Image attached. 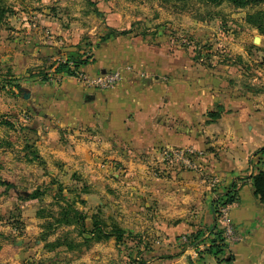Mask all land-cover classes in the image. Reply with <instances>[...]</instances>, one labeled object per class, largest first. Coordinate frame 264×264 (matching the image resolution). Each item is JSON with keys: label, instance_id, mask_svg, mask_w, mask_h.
Returning a JSON list of instances; mask_svg holds the SVG:
<instances>
[{"label": "rangeland", "instance_id": "rangeland-1", "mask_svg": "<svg viewBox=\"0 0 264 264\" xmlns=\"http://www.w3.org/2000/svg\"><path fill=\"white\" fill-rule=\"evenodd\" d=\"M0 8L5 11L0 27V41L5 40L9 44L20 43L21 57L27 55L23 52L30 53L24 63L29 67L25 70L26 77L27 74L35 75L39 80L46 76V81L51 83L48 79L50 67L64 57L56 53H63V49L76 45L69 43L78 41L79 51H86L85 55L90 59L92 53L89 47L101 43L100 38L106 36L112 28L116 31H130L124 36L114 37L115 40H126L122 45L124 51L121 49V53L129 48L125 45L127 41L131 44L138 41L146 49L156 51V63L160 65L148 76L143 70L140 71L143 73L142 77H150L147 78L148 81L155 80L154 75L164 83L181 79L188 81L190 89H195L197 95L202 89H207L210 95H218V99L212 102L204 100L208 97L207 93L200 95L203 99H195L196 106L190 121L185 124L179 120L178 125L182 132L195 131L194 143L184 146H158L149 149L150 153H145L143 147L133 142L123 141L122 138L111 142L100 135V140L107 141L109 148H105L101 142L98 158L91 162L80 160L76 166L63 167L64 164L53 162L45 165L46 162L40 164L41 161L27 163L17 158L20 154L16 156L13 151L20 148V136L23 135L8 125L0 127V134H5L6 141L10 144L4 151L1 148L0 181L6 179L11 184V181L17 180L14 171H25L20 182L25 185L20 187L29 189L30 194L36 192L33 187L37 185V188L44 190V195L41 194L37 202L26 204L22 198L13 199V191L8 187L4 188L0 183V227L2 229L9 226L12 229L10 235L7 234L10 238L6 239L0 235V250L5 240L12 244L11 236L20 239L30 235L27 236L28 244L20 247L26 251L34 248L32 242L37 239L42 242V249H45V243L56 241L60 245L51 249L54 255L41 260L46 259V263L43 261L45 264H65L66 259L72 260L96 243L106 242L104 247L107 250L99 253V258L102 259L100 261L105 262L100 264H137L136 262L146 259L142 247L150 245L148 241L141 240V231L145 227L143 222L148 219L154 223V219L159 215H165L166 205L171 203L167 185L174 184L179 188L176 193L180 199L178 202L173 200L172 206L179 205L180 212L188 215L187 210L191 209V203L183 204L182 199L185 197H189V201L194 199L197 203L202 200L205 207L207 196L212 198V206L215 205V200H224L220 191L227 182L214 171H253L256 174L264 169V162L256 156L261 151H251L246 161L239 160L238 151L235 152L230 148L231 144H225V141L219 139L224 130L231 140L235 137L234 133L225 128L231 115H224L225 118L221 120L225 111L224 101L234 108L243 98L251 99L264 83V53L253 48L260 44L254 42L255 37L260 41L264 40V35H260L246 22L247 14L264 10V3L237 8L229 1L211 4L202 0H0ZM29 42L32 47L27 50ZM120 45L117 44L114 53L119 52ZM9 55L11 60L7 59L11 62L14 60L13 53ZM9 66L10 64L0 65V92H5V82L11 81L8 77L13 71ZM121 67L126 72L134 71V67L126 63ZM175 71L177 76L173 77L172 73ZM145 82L143 79L140 84ZM180 92L185 93L182 88ZM260 98V95H257L253 100L255 105L263 104V101L258 100ZM208 112H218L219 117L211 122L207 116ZM6 116L12 118L11 115ZM14 125L17 127L16 123ZM207 127L211 128L205 132V136L204 130ZM104 131L105 129L102 130ZM107 138L111 137L107 135ZM12 142H15L13 146ZM236 145L238 148L241 146L238 143ZM27 171H34L37 179L27 180ZM50 173L54 176L45 177ZM40 180L47 182L38 184ZM158 200L163 201L161 207L157 203ZM25 204L33 206L31 210L35 211L36 216L44 215L45 219L41 218L43 222L37 226L41 228V232L36 233L35 225L31 224V227L25 230L26 223L23 219L33 216ZM67 204L73 205L84 215V228L79 227L78 223H73L61 227L55 225L52 231L56 224L55 219L61 216L63 218L61 211ZM1 207L5 210H1ZM205 207L203 206L202 210H198L199 207L196 209L197 225L204 223ZM66 217L77 219L73 212H68ZM94 217L104 223L105 231L118 226L129 236L118 242L111 237L112 239L85 243L83 239L89 236L83 233L82 229L89 232ZM217 223L218 229L223 232L220 219ZM48 225H53L51 230ZM208 230L209 227L206 226L201 230L195 229L193 233L201 231L203 235L209 234ZM42 233L50 234L55 240L49 242L47 236L43 241ZM187 236L182 234L181 243L189 247ZM206 242L198 243L191 249H203ZM200 244L202 246H199ZM55 249H58L57 254ZM28 258L33 257L29 255ZM28 258L26 263L33 264Z\"/></svg>", "mask_w": 264, "mask_h": 264}, {"label": "crops", "instance_id": "crops-1", "mask_svg": "<svg viewBox=\"0 0 264 264\" xmlns=\"http://www.w3.org/2000/svg\"><path fill=\"white\" fill-rule=\"evenodd\" d=\"M125 41L120 38L116 40L110 38L105 42H97V45L89 47L91 48L92 56L88 59V64L78 69L79 72L87 75H95L100 71L121 69L123 68L121 66L125 63L134 67L132 72H126L121 69L124 73L123 79L113 88L106 91L86 89L78 81L76 75L69 76L64 73H54L53 66L50 68V74H48V79L51 80V83H48L45 78L37 80L38 78L35 75L30 76L27 74L26 77L25 70L29 67L27 68L24 63L27 61L26 57L30 56L29 51L23 52L27 53V55L21 57L20 43L13 42L9 44L8 41H0V65L10 64L9 67L12 68L13 74H16L8 77L11 81L5 82L6 91L2 90L0 92V127L3 128L8 125L12 130H17L19 134L23 135L22 137L20 136V148L18 151H13L16 156L20 154L17 158L23 159L27 163L41 161L40 164L46 162V165L48 162H53L59 165L64 164L63 167H66L76 166L80 160L91 162V160L98 158L101 152V148H99L101 142L103 143L101 145L109 148L107 141L117 142L119 138L143 147L145 153H150L149 149H154L158 146L164 147L178 144L184 146L196 141L195 131L182 132L183 130L181 131L178 125L179 120L184 121V123L190 121L196 106L195 99H203L200 95L207 93L208 97H205L204 100L211 102L217 100L218 95H210L206 91L207 89H202V92L197 95L195 89H190V83L181 79L164 83L157 75H154L155 80L152 82L148 81L147 78L150 77H142L143 73L140 71L143 70L145 75L148 76L155 70V67L160 65V63H156L158 60L156 51L146 49L138 41H135V45L127 41L125 45L129 46V48L124 53H121V49L124 51L122 45ZM77 42L69 43L76 45L69 46L67 49L62 50L63 53L56 54L66 56L67 53L77 50V48H80ZM259 43V46H253V48L257 49L258 52L264 53V40H260ZM28 44L26 49L30 50L32 47L30 44L32 43L29 42ZM117 44H121L118 47L119 52L115 51L114 53L113 50L117 48ZM24 51H26L25 48ZM11 53H13L14 60L9 62L8 60H11L9 54ZM78 53L87 57L85 55L87 54L86 51L80 50ZM84 56L83 58H85ZM61 59L58 62L64 61L65 57H61ZM53 78L55 81L52 82ZM143 79L146 82L141 85L140 81ZM257 79L260 78L257 77ZM16 85L27 89L29 92L28 99H22V92ZM261 87L257 91L258 94H253L251 99L243 98L234 108L232 107L233 109L227 101H224L223 104L225 111L221 116V120L225 118L224 115H231L228 119L230 123L228 122L225 128L229 132L234 133L235 137L231 140V138L227 137L224 130L219 135V139L225 141V144H231L229 146L235 152L238 151L239 160L246 161L251 151L255 152L260 148H264V83ZM180 88L186 94H181ZM257 95H260L261 98L258 100L263 101V106L255 105L253 102ZM6 115H11L12 118L10 119ZM15 123L17 127L14 125ZM210 128L207 127L204 130V134ZM104 129L105 131L102 132ZM4 135L0 134V153L2 150L4 151L5 147H10V144L6 141L7 137ZM100 135L106 137L105 140L107 141H101ZM107 135L111 138H107ZM20 141L17 142L20 143ZM237 143L241 144L239 146L240 149L237 147ZM11 144L13 146L15 142ZM256 156L264 162V150L258 152ZM14 172L17 180L15 182L11 181L12 186L8 187L10 188L9 190L13 191L12 198H20L24 193L29 195V189L20 187L25 185L20 183L24 178L23 174L25 171ZM214 172L220 174L221 177L223 176V180L227 182L224 183L221 193L224 194L234 182L237 184V200L228 206V217L239 239L236 243L227 244L228 252L233 257L230 264H264V210L253 196L250 182L246 179L250 175L255 174V172ZM49 176L53 177L54 175L50 173V175L45 177ZM32 178H34L33 181L37 179L36 173L27 171V180H32ZM1 181L8 182L6 179H1ZM43 182L46 183L47 181L40 180L38 184ZM37 186L33 187V190H38L39 193L43 194V188H37ZM3 187L6 188L5 185ZM166 189L170 192L171 203L166 205L165 211L163 210L165 215H159L154 219V223L148 219L143 222L145 227L141 231L143 232L141 240L148 241L150 245L142 247L143 254L146 257L142 264H225L218 262L217 259L207 254L205 250L209 244L208 242H206L205 246L203 244V249H195L196 251L191 249L193 246L188 247L181 243L182 234L189 235L197 228L201 230L206 226L209 228L213 226L215 216L212 211V198L205 197L207 204L205 207L202 200L197 203L192 197L193 200L191 201H189V197H185V199H182L183 204L191 203V209L189 208L187 210L189 212L187 213L188 215H185V213L180 212L179 205L172 206L173 200L178 202L180 199L178 197L179 194L176 193V191L179 192V188L171 184V186L167 185ZM183 190L184 188L182 187L181 191ZM24 200L26 204L38 201L37 198ZM157 203L161 207L163 201L158 200ZM26 206L28 212L33 213V216L23 219L26 223L25 230L30 228L31 224L35 225L36 233L41 232V228L37 226L43 222L41 218L45 219L44 215L36 216L35 211L31 210L33 206ZM203 206L205 207V210H203L204 223L197 225L196 212L202 210ZM198 207L199 209L196 211ZM3 208L1 207V210H5ZM160 212L162 213L161 210ZM22 216L24 217V215ZM204 224L207 225L204 226ZM56 226H53L52 231ZM5 229L7 230L4 231ZM11 230L9 226L2 227V229L0 227V235L8 239L10 236L7 234L10 235ZM27 236L25 235V237L20 239L19 237L11 236L12 244H9L8 240L1 244L0 264H27L25 260L29 255L33 257L32 259L28 258L32 260L31 262H34L33 264H45L46 259H43L44 263L41 258H48L54 255L53 251L42 249L43 244L37 239L32 242V247L34 248H29L26 251L25 248L20 247L28 244ZM126 236H129V234L126 233L124 237ZM207 236L208 234H204L206 241L208 239ZM54 240L55 238L53 239V237L49 236V242ZM113 240H109V242H114ZM16 241H21V245H15ZM105 243H96L92 248L80 254V256L72 260L66 259L65 264H100L105 262L100 261L102 259L99 258V253L107 250L104 247ZM199 246H202V244ZM54 252L57 254L58 249H55Z\"/></svg>", "mask_w": 264, "mask_h": 264}, {"label": "trees", "instance_id": "trees-1", "mask_svg": "<svg viewBox=\"0 0 264 264\" xmlns=\"http://www.w3.org/2000/svg\"><path fill=\"white\" fill-rule=\"evenodd\" d=\"M203 2L211 3V4H220L223 1H229L232 5H234L237 8H244L247 6H254L257 4L264 3V0H202ZM96 11V9H94ZM5 11L0 8V27L2 26V20L3 15ZM246 22L254 27L260 35H264V10H259L251 14L246 15ZM130 33L129 30L127 31H116L115 29H109V32L106 36L100 38V42H105L106 40L110 38L116 37V35L124 36L126 34ZM78 49V48H77ZM79 49L76 51H72L67 53L65 57V60L62 62H55L53 63V71L54 73H64L69 76H75L76 72L80 67H83L88 64V58L84 56V54L78 53ZM83 56L85 58H83ZM51 68V67H50ZM115 70V69H114ZM112 71V70H111ZM104 72V71H102ZM101 73V71L99 72ZM174 76H177V71L173 73ZM46 79V76H44ZM17 88L20 89L19 85H16ZM207 116L211 122H214L219 117L218 112H208ZM209 121V122H210ZM264 150V148H260L259 151ZM250 182V186L253 190V196L258 201L259 204H261L263 210H264V169L261 171H258L256 174L250 175L246 178ZM2 185H5L6 187L12 186L10 183L6 181H0ZM41 195L38 191L33 192L32 194L24 193V195L20 196L22 199H35L38 198ZM224 200H218L214 201V204L218 207L212 206V211L215 216V221L212 227L209 228V234L207 242L209 243L206 247L207 254L211 255L215 259H217L218 262H223L225 264H230L233 260V257L228 252L227 244L224 242L223 238V232L218 229V223L217 220L219 219V211L217 208L220 206H229L230 204L234 203L237 200V184L234 182L231 184L228 188V190L223 194ZM68 212H73L75 216H77V219H67ZM61 215H63V218H56L55 222L57 226L62 225H71L73 223H78L79 227L84 228L83 226V219L84 215L78 211L77 208L73 207L71 204L65 205V208L63 207L61 211ZM53 225H48L50 230L52 229ZM83 233H87L89 237L86 239H83L85 243H88L90 241H101V240H107L111 237L114 238L116 242L120 241L124 237V230L119 228L118 226H113L110 231H105L104 229V223L96 217H94L93 223H92V229L88 231H84ZM82 233V232H81ZM48 233H42L41 239L43 241L46 240ZM207 238V237H206ZM40 239V240H41ZM187 239L189 240L188 245L190 246H197L198 243H202L206 241L204 238L203 233L201 231H197L196 233L189 234L187 236ZM60 244L58 242H50L45 243L44 248L47 251H51L52 248L58 247ZM133 263V262H132ZM138 263V262H136ZM140 264H142V261H139Z\"/></svg>", "mask_w": 264, "mask_h": 264}, {"label": "built area", "instance_id": "built-area-1", "mask_svg": "<svg viewBox=\"0 0 264 264\" xmlns=\"http://www.w3.org/2000/svg\"><path fill=\"white\" fill-rule=\"evenodd\" d=\"M76 78L86 89H92L97 91H106L113 88L122 79L120 70L104 71L95 75H87L85 73L76 72ZM219 219L223 226V238L226 244H233L239 241L235 235L233 225L231 224L228 217V206H220L218 208ZM185 240V238H184Z\"/></svg>", "mask_w": 264, "mask_h": 264}, {"label": "water", "instance_id": "water-1", "mask_svg": "<svg viewBox=\"0 0 264 264\" xmlns=\"http://www.w3.org/2000/svg\"><path fill=\"white\" fill-rule=\"evenodd\" d=\"M254 42L257 43L259 42V38L255 37ZM21 92H22V99L26 100L29 97V92L27 91L26 88H20ZM15 245L20 246L21 245V241H16Z\"/></svg>", "mask_w": 264, "mask_h": 264}]
</instances>
